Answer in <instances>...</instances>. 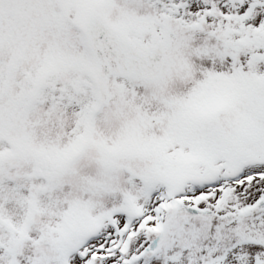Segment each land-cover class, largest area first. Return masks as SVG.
<instances>
[{
    "label": "snow or ice",
    "instance_id": "1",
    "mask_svg": "<svg viewBox=\"0 0 264 264\" xmlns=\"http://www.w3.org/2000/svg\"><path fill=\"white\" fill-rule=\"evenodd\" d=\"M0 264H264V0H0Z\"/></svg>",
    "mask_w": 264,
    "mask_h": 264
}]
</instances>
